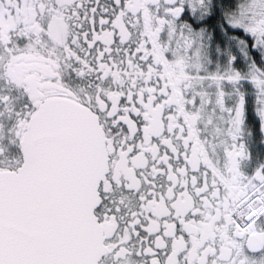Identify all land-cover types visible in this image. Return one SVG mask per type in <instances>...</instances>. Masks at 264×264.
<instances>
[{
  "label": "snow or ice",
  "instance_id": "obj_1",
  "mask_svg": "<svg viewBox=\"0 0 264 264\" xmlns=\"http://www.w3.org/2000/svg\"><path fill=\"white\" fill-rule=\"evenodd\" d=\"M0 264H264V0H0Z\"/></svg>",
  "mask_w": 264,
  "mask_h": 264
}]
</instances>
